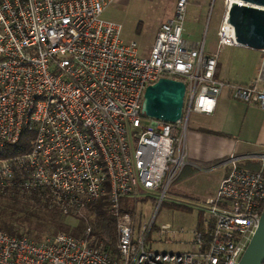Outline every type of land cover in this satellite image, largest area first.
<instances>
[{
    "label": "built area",
    "instance_id": "obj_1",
    "mask_svg": "<svg viewBox=\"0 0 264 264\" xmlns=\"http://www.w3.org/2000/svg\"><path fill=\"white\" fill-rule=\"evenodd\" d=\"M111 1L0 0V153L22 130L34 133L28 151L0 155V190L38 188L49 207L79 216L104 198L116 226L112 251L90 243V226L84 236L0 230V264H236L264 206V152L256 155L259 169L234 154L224 161L229 169L204 199L205 230L193 231L192 248H147L152 221L121 213L120 205L138 188L164 195L187 162L190 110L211 112L223 88L264 108V50L250 82L220 79L217 57L224 45H237L226 20L231 0H224L213 51L205 52L204 37L192 45L183 36L196 3L176 0L146 54L122 39L119 22L101 16ZM161 76L185 84L176 121L142 111L145 87Z\"/></svg>",
    "mask_w": 264,
    "mask_h": 264
},
{
    "label": "rangeland",
    "instance_id": "obj_2",
    "mask_svg": "<svg viewBox=\"0 0 264 264\" xmlns=\"http://www.w3.org/2000/svg\"><path fill=\"white\" fill-rule=\"evenodd\" d=\"M193 2L196 3L194 11L188 8L185 15V31L200 41L204 37L209 46L217 38L216 31L226 9L224 0H190V4ZM175 3L176 0H113L101 16L119 22L122 39L136 40L140 50L146 54L159 24L173 15ZM198 3L202 5L200 10ZM234 54L250 67L258 60L260 52L242 45L235 47ZM191 113L192 110L186 116L185 129ZM203 177L169 183L162 196V204H158L161 194L158 190L138 188L135 198L134 195L126 196L124 203L132 208V212L135 211L138 218L154 221L155 226L146 238L147 248L176 251L192 248L193 231L198 227V211L209 190L203 184ZM184 192L185 196L182 195ZM69 222L75 224L76 221L69 218Z\"/></svg>",
    "mask_w": 264,
    "mask_h": 264
},
{
    "label": "crops",
    "instance_id": "obj_3",
    "mask_svg": "<svg viewBox=\"0 0 264 264\" xmlns=\"http://www.w3.org/2000/svg\"><path fill=\"white\" fill-rule=\"evenodd\" d=\"M183 36L192 45L200 41L190 37L185 26ZM216 41L217 38L209 46L204 41L205 52L213 51ZM236 46L242 45H224L217 57L215 76L235 83H248L257 75L262 51L259 49L258 60L247 67L244 60L234 54ZM184 143L187 162L176 182L194 180L195 177L203 175V184L209 187L206 196L212 195L229 169L224 161L230 154L242 157L239 164L248 167L252 164L260 168L261 164L256 155L264 152V108L256 102L235 99L228 88H223L216 95L211 112L192 110L185 129ZM182 195L185 196L186 193ZM202 206L203 204L201 210Z\"/></svg>",
    "mask_w": 264,
    "mask_h": 264
},
{
    "label": "trees",
    "instance_id": "obj_4",
    "mask_svg": "<svg viewBox=\"0 0 264 264\" xmlns=\"http://www.w3.org/2000/svg\"><path fill=\"white\" fill-rule=\"evenodd\" d=\"M34 133L24 129L19 140L13 145H7L0 153L2 156L28 151ZM249 165V164H248ZM259 168L257 165H249ZM179 172L173 182L178 181L182 175ZM172 182V183H173ZM127 197L121 198L120 211L132 212V208L125 204ZM157 200L156 196H153ZM163 198L160 204H162ZM83 215L65 214L55 207H49L41 197L38 188L22 189L20 187L0 190V230L9 234H35L49 233L64 230L75 236H84L86 227L90 226V243H102V247L108 251L114 250L116 241L115 217L111 213L108 202L104 198L90 201L83 210ZM69 218L76 222L72 224ZM152 222L149 231L154 227ZM198 229L205 230L203 226V210L198 211ZM148 231V233H149ZM205 237L209 232L204 231ZM264 264V262H263Z\"/></svg>",
    "mask_w": 264,
    "mask_h": 264
},
{
    "label": "water",
    "instance_id": "obj_5",
    "mask_svg": "<svg viewBox=\"0 0 264 264\" xmlns=\"http://www.w3.org/2000/svg\"><path fill=\"white\" fill-rule=\"evenodd\" d=\"M226 20L233 26L237 44L264 50V0H231ZM185 84L161 76L145 87L142 111L146 116L176 121L182 115ZM162 196L159 197L158 204ZM264 262V206L257 225L236 264Z\"/></svg>",
    "mask_w": 264,
    "mask_h": 264
}]
</instances>
